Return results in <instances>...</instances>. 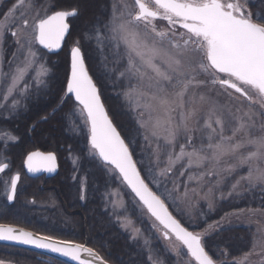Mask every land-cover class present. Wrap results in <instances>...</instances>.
Wrapping results in <instances>:
<instances>
[{
	"label": "snow or ice",
	"instance_id": "obj_1",
	"mask_svg": "<svg viewBox=\"0 0 264 264\" xmlns=\"http://www.w3.org/2000/svg\"><path fill=\"white\" fill-rule=\"evenodd\" d=\"M4 2L0 0V5ZM79 14L78 4L63 7L56 0L40 4L12 0L0 12V108L17 112L27 107L24 102L33 89L37 96L49 89L50 70L41 49H60L71 36L70 18ZM84 36L95 41L98 52L107 53L100 73L113 84H123L135 129L125 136L114 123L79 38L70 49V68L52 111L61 110L69 99L78 106L79 123L70 122L69 130L84 132L82 158L97 163L106 176L101 193L105 212L111 209L115 222L131 230V239H138L141 229L131 217L119 219L118 205L112 199L120 198L121 189L127 192L137 218L150 222V229L164 241L163 253L175 255L174 264H264V223H258L251 233L242 255L234 256L227 241L208 242L232 217L245 213L264 217V210L237 209L210 224L199 218L204 213L194 210L200 200L212 210L214 200H224L238 190L240 181L225 195L221 190L224 173L247 166L241 180L249 186L264 185V9L253 11L252 0H113ZM6 44L15 48L7 72ZM33 70L29 81L26 77ZM234 99L240 104L232 103ZM75 115V111L69 114ZM257 124L259 135L253 134ZM17 139L9 132L0 134V175L11 167L4 151ZM68 151L76 165L81 157L73 154L71 146ZM161 157L167 158L164 168ZM177 166L198 171L190 175ZM23 167L29 174L53 173L57 155L54 151L28 152ZM177 174L187 176V182L181 179L178 184L172 178ZM20 182L19 171L0 180L8 203L16 201ZM111 184L119 187L110 189ZM87 188L85 175L80 178L82 201L87 199ZM120 207L127 211L126 205ZM0 240L60 253L77 264H109L86 243L13 224L0 223ZM145 246V264H166L159 258L160 250L147 239ZM0 264L11 262L0 260Z\"/></svg>",
	"mask_w": 264,
	"mask_h": 264
},
{
	"label": "trees",
	"instance_id": "obj_2",
	"mask_svg": "<svg viewBox=\"0 0 264 264\" xmlns=\"http://www.w3.org/2000/svg\"><path fill=\"white\" fill-rule=\"evenodd\" d=\"M36 2L37 4H40L43 1L36 0ZM117 2L119 1L117 0ZM11 3L12 0H5L4 5H0V12L5 11L6 6ZM56 3L63 7L78 4L80 14L77 18L70 21L71 36H69L64 50L57 55L45 54L46 63L52 64L51 67L53 68V75L48 79L49 89L46 92L42 91L39 96L35 94V90L33 89L31 98L24 102L27 104L26 108L22 106L17 112H10L6 107V112L12 114L0 119V134L9 132L18 138L15 142H10L8 144L7 149L4 151V155H6L11 161V171H19L21 173L22 182L20 189L21 191H24L21 193L23 196L22 198L19 194L20 197L16 204L8 207L6 210L0 208V222L29 228L34 232L54 235L58 239L75 240L77 242L86 243L87 246L100 251L101 255H104L109 260L110 264H122V261L128 260L127 254H129V251L125 249L127 244L118 241L115 236H111V239L109 236L107 238L102 236L104 229H102V227L98 228L92 221V218H90V214L92 213L94 215L95 212H88L86 215L80 214V219L76 218V220H72V218H70L72 216H69L71 215L69 211H74L76 207L81 208L83 212L89 210L87 206L89 202L82 207L79 198L80 183L77 179H73V177L76 176L74 170L75 165L69 158L68 149L71 145L68 142V137L65 135L66 129L62 121V116L65 115L64 113L69 110L73 104L72 99H69L63 105L61 110L56 111L55 113L52 111L53 108L57 106L61 96L60 90L65 75L70 68V49L73 46V41L77 38L81 40L86 53V63L89 66L90 74L94 76V79H97L100 88H103V82L97 78L96 68L92 65L89 58L91 52L89 53L88 51L84 33L87 25L92 23L95 18L101 16V14L109 7V0H56ZM252 5L253 11L264 9V2H262V0H254ZM5 47L7 48V52L4 55V70L8 69L7 61L11 59L12 52L15 51L14 46L6 44ZM36 70L30 72L26 79L29 80V77L32 78V73L34 74ZM102 100L105 103L110 116L113 118L114 123L122 130V135L127 136L130 123L128 118L124 116L122 112L121 104L115 101L116 98L115 100L113 99V108L117 112L114 114L112 112V106L109 105L108 99L102 95ZM118 113L124 116L123 119H121V115ZM43 116H48V119L42 120L41 117ZM33 123H36L34 129L32 128ZM0 149H3L2 140H0ZM37 150L43 152L54 151L59 161V173L53 180H51V182H49L51 185H45L47 189H51L47 190L45 193L40 191V181L38 179H28L23 169V159L26 157L27 153ZM93 166L94 168L95 166L96 168H99L98 164L95 162H93L92 167ZM101 172V169L96 170V173L100 177ZM189 173L190 175H194L191 174V171H188V174ZM178 178V176L174 178L177 183L178 180H180ZM185 178H187V176H185ZM260 190L262 191L263 189ZM248 191L249 188H247V190H243V188L238 189L236 197H238L237 195L239 193L244 195ZM123 192L125 194V191ZM41 194H43L44 197L43 202H41ZM225 194H227V192ZM126 195L128 194L126 193ZM52 196L55 198H52ZM228 197L224 200H214V209L210 211L208 210V207H203V205H201V208L196 210V212L204 213V216L199 218L206 219L210 224L213 221L219 220L226 212L230 213L243 208L252 209L257 201L264 203V192L258 193L255 189H253L251 194H247V196H243L242 198H236L233 196ZM249 199H251V201H257L250 202ZM32 200H35L34 204L30 203ZM55 205L59 207L57 208ZM100 208L99 204L98 210H100ZM254 209L258 210L256 208ZM94 210L96 209L92 208V211ZM23 218L27 219L23 220ZM240 219H243L244 222L238 223ZM263 220L264 217L259 214L256 216H249L245 213L239 217H232L230 223L227 221L225 222L224 230L218 235L209 237L208 242L209 244H223V242L227 241L231 245V251L234 256L242 255V250H246L247 248L245 242L249 239L251 233L256 231L258 223ZM14 221H18L19 223ZM43 223L46 224V227H42ZM115 230L117 231L116 235L119 236L129 234L130 232V230L125 231L119 224H117V227L115 226ZM156 245L157 248L160 249L159 258L166 260V264H174L176 259L175 255L171 252H168L166 255L163 253L164 241L158 239ZM0 260L9 261L11 264H64L32 252L5 246H0Z\"/></svg>",
	"mask_w": 264,
	"mask_h": 264
},
{
	"label": "rangeland",
	"instance_id": "obj_3",
	"mask_svg": "<svg viewBox=\"0 0 264 264\" xmlns=\"http://www.w3.org/2000/svg\"><path fill=\"white\" fill-rule=\"evenodd\" d=\"M112 3H113V0H111V1L109 0V7L105 10V12L111 8ZM253 3H254V0H252V4ZM97 18H95L92 23L87 25L86 30H88L90 32L91 27H92V25L94 24V22L96 21ZM85 41H86L89 53L91 52L89 54V58H90V60L92 62V65L95 66V68H96L97 78L100 79L101 82H103V88H101L102 89V95L105 96V98L108 99L109 105L112 106V112L114 114L117 113L116 110H114V108H113L115 98H116L115 101L118 102L119 104H121L122 112H123L124 116H126L128 118V121L130 123L129 131H127V133H128L127 136L131 135L133 133L134 129H135V125L133 123V120L130 118V114L132 113V109L129 108L128 103L125 101V99L123 97V91L125 90L124 86H123V84H120V83L113 84L111 81L106 80L101 75V73H100V64L104 60V57H105V55H107V53H105L103 51V49H101V51L98 52L97 51V45H96L94 40L93 41H89L85 37ZM42 53L44 54V59L46 60V58H45L46 57V55H45L46 53L45 52H42ZM51 66H52V64L46 63V67L50 70V75H49V77L47 79H49L53 75V70H52L53 68ZM7 68H8V66H7ZM4 71L7 72L8 69H5ZM33 75L34 74L32 73V76ZM28 79H29V81L31 80L30 77ZM0 91H2V85H0ZM221 100H222V102H227V98L226 97H221ZM232 103H235V104L239 105L240 101L234 99L232 101ZM246 105H247V102H245V106ZM256 110H258V107H257ZM74 111L77 112V115L69 116V114L74 112ZM10 114H12V113H9V112L7 113L6 112V107L5 108H0V119H3L4 116H8ZM64 114L65 115L62 116V121H63L64 127L66 129L65 130V135L68 137V142L72 146L73 154L76 155V156L81 157V159L78 161V163L75 165V167L73 165L74 170L76 172V177H77L78 182L80 183V178L84 177L85 175H87V181H88L87 195L91 196V198H92V200H90L91 198H89V200L91 201L90 202L91 206L89 205L90 208H89L88 211L86 210L87 212H85V211L82 212V209L81 210L75 209L74 211L70 210L69 213L71 215H69V216H72L70 218H73V219H76V218L78 219L79 218L80 219V217H81L80 214H82V213L84 215H86V214H88V212L89 213L96 212V213H94V215L91 213L90 214V216H91L90 218H92V221L95 223V225L98 228L102 227V229H104V231L102 232L103 233L102 236H104L105 238H107L108 236H109V238L111 236H115V238L117 237L116 239L118 241H122L125 244H127L126 245L127 247L125 246L126 247L125 249L129 251V254H127L128 260L122 261V264H145V261H146L145 255L147 254V247L145 246V239H147L149 241V243L151 244V246L154 249H158L157 245H156V243L158 241V238L156 237V234L150 229V222L147 221V220L141 222L137 218V215H136V213H135V211L133 209V205H132V201H131L130 196L126 195L127 192H125V194H124V192H123L124 190L121 189L120 198L119 199H117L116 196L112 197V199L118 205L116 211H117V214L119 216V219L121 221H124V220L128 219L129 217H131V219L133 221H135V226L137 228L141 229V235L136 240L131 239V234H132L131 230H130L129 234H126V235H123V236L116 235V232H117L115 230V226L117 227V223L115 222L116 217L111 215V209L109 210L108 213L105 212V209H101V208H100V210L97 211V209L99 208V204L101 202V193L104 192V190H105L104 181L106 179V176H105L104 172L103 173L101 172V177H100L96 173V170H99L100 168H98V167L96 168V166L94 168V166L92 167L93 162H91L88 159H84V158L82 159V157H83V148H84V143H85V134H84V132L77 133V132L69 130L70 122L79 123L78 106L73 103L72 106L70 107V109L67 110ZM118 114L121 115V119H123L124 116H122V114H120V113H118ZM144 119L145 120L148 119L146 113L144 114ZM258 130H259V124H257V128L255 130H253V134L259 135L260 132ZM180 143H183L182 139H181ZM247 150L248 149H242V151H247ZM178 151H179V149L177 148V152ZM166 161H167L166 157H161V165H160L161 168L166 167ZM71 162L73 163L72 159H71ZM177 169H178V171H187V172L191 171V174H195L198 171L195 168H192V169H179V166H177ZM12 174H14V172H12L11 174L1 178V180L10 177ZM223 175H224L225 179H224L223 184L221 185V190L224 193H226V192L228 193L231 190L232 185L235 184L237 181H240V186H239L238 189L243 188V190H245V189L247 190V188H249L250 192L248 191L244 195H241L239 193L237 195L238 197H236V194H237V191H236V192H234L231 195V197L233 196V197H236V198H242L243 196H247V194H251L253 189H255L256 192H258V193L264 192V185L257 184L255 186H249L246 180H241L242 176H246L247 175V166H244L241 169H237L236 171H234V172H232L230 174L229 173H224ZM177 176L179 177L178 179H180V180H178V184L181 181V179L185 183L187 182V178H185V176L183 178H181L178 174L176 176L172 177V178L174 179ZM169 186H171V185H169ZM109 187H110V189H115V188L119 187V185L111 184ZM192 187H196L195 182H193ZM260 189H263V190L261 191ZM122 192H123V194H122ZM218 192L219 191H217L215 193V195L217 197L220 195V193H218ZM2 193H3V185H2V183H0V204H1L0 206L5 205V197L2 195ZM225 195H227V194H225ZM251 199H252V197H251ZM251 199H249L250 202L257 201V200H254V201L252 200L251 201ZM96 200L98 201V206L95 205V203H96L95 201ZM6 204H7V201H6ZM121 204L126 205L127 211H124L120 207ZM201 205H203V207L204 206L208 207L207 203L205 201L200 200L199 204L196 206V208L194 210L195 211L199 210V208H201ZM243 206H245V205H243ZM92 208H95L96 210L92 211ZM254 208H256L258 210H262V209L264 210V203H260V202L257 201V202H255V204H254L252 209H254ZM25 219H27V218H23V220H25ZM203 220L204 219H201V221H203ZM14 222L17 223L18 221H14ZM242 222H244V220L240 219L238 223H242ZM78 223H80V222H78ZM259 223H264V220L262 222H259ZM3 224H7V223H3ZM236 225H233V226H236ZM18 227H21V226H18ZM42 227H46V224L43 223ZM23 228H25V227H23ZM25 229L30 230L29 228H25ZM42 234H45V233H42ZM158 255H160V252L158 253ZM168 264H170V263H168Z\"/></svg>",
	"mask_w": 264,
	"mask_h": 264
},
{
	"label": "water",
	"instance_id": "obj_4",
	"mask_svg": "<svg viewBox=\"0 0 264 264\" xmlns=\"http://www.w3.org/2000/svg\"><path fill=\"white\" fill-rule=\"evenodd\" d=\"M72 18H74V17H72ZM72 18H70V19H72ZM67 39H68V37H66V40ZM66 40H65V42H66ZM65 42H64V44L62 45V47L60 49H57V50L52 51V52H49V54H53L54 55V54L60 53L63 50L64 46H65ZM42 50L48 51L46 49H42ZM57 170H58V167H57ZM57 170L55 172H53V173L40 172V173H35V174H29V173H27V171L25 169V171L28 174V176H30L32 178H37V177H40V176H43V175H46L47 178H52V177H54L56 175ZM11 204H13V203H11ZM0 246L16 248V249H20V250H25V251L32 252V253L38 254L40 256L46 257V258H50V259L59 261V262L64 263V264H77V262L73 261L70 257L63 256L60 253H54V252H51V251H49L47 249H39V248H36V247H34L32 245L20 244V243H17L15 241L0 240Z\"/></svg>",
	"mask_w": 264,
	"mask_h": 264
},
{
	"label": "flooded vegetation",
	"instance_id": "obj_5",
	"mask_svg": "<svg viewBox=\"0 0 264 264\" xmlns=\"http://www.w3.org/2000/svg\"><path fill=\"white\" fill-rule=\"evenodd\" d=\"M11 169H9V171H10ZM9 171H7L8 173H6L4 176H7V174H9ZM3 176V177H4ZM54 179V178H53ZM53 179H48V178H46V177H42V178H39L38 180L40 181V184H41V186H40V191L42 192V193H45V192H47V190H51L49 187V189H47L46 188V184H49V185H51L49 182H51V180H53ZM1 180V179H0ZM32 180V179H31ZM21 182H22V180H21ZM21 182H20V184L18 185L19 187H18V195H17V199H16V201H15V204H16V202H18V199H19V197H20V195H21V198L23 197L22 196V194L21 193H23L24 191H21V189H20V186H21ZM19 189H20V191H19ZM20 194V195H19ZM42 195V197H41V202H43V200H44V197H43V194H41ZM52 198H55L54 196H52ZM89 198H91V196H89V195H87V199L86 200H81V203H82V207L83 206H85L86 205V203H88L87 204V206H88V209L90 208V200H92V198L89 200ZM56 200V199H55ZM96 203H95V205L96 206H98V201L96 200L95 201ZM1 205V204H0ZM9 203L7 202V204H6V199H5V205H3V206H0L3 210H6L9 206ZM59 205V204H58ZM90 205V206H89ZM57 208L60 206H57V205H55ZM93 206V205H92ZM100 207H101V209H104V204H103V202H102V200H101V203H100ZM56 208V209H57ZM76 209H78V210H81V208H77L76 207ZM58 211V210H57ZM97 211H98V209H97ZM83 212V211H82ZM96 213V212H95ZM83 214V213H82ZM72 220H76V219H73L72 218Z\"/></svg>",
	"mask_w": 264,
	"mask_h": 264
}]
</instances>
